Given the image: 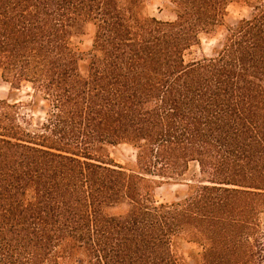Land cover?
Masks as SVG:
<instances>
[{"label":"trees","instance_id":"trees-1","mask_svg":"<svg viewBox=\"0 0 264 264\" xmlns=\"http://www.w3.org/2000/svg\"><path fill=\"white\" fill-rule=\"evenodd\" d=\"M147 1L0 0V264H264V0Z\"/></svg>","mask_w":264,"mask_h":264},{"label":"rangeland","instance_id":"rangeland-1","mask_svg":"<svg viewBox=\"0 0 264 264\" xmlns=\"http://www.w3.org/2000/svg\"><path fill=\"white\" fill-rule=\"evenodd\" d=\"M167 0H148L146 12L152 16L159 18H170L171 14L166 12L165 3ZM249 14V9L243 6L241 3H232L228 7V12L225 17V25L219 27L214 33L213 38L203 39V46L200 49H195L194 56H201L202 54H211L212 49L218 44L219 40L223 37L226 26L234 25L240 19ZM78 44L84 53V59L80 61V69L84 75L88 73V52L91 49L92 39L91 37L78 38ZM33 89L30 84H24L20 90L11 91V86L4 82L0 76V100L9 99L12 103L21 101L23 106L20 108V119L24 126L31 130H36L41 122L44 121L45 111L48 108L47 102H42L38 108L33 109L31 103L33 102ZM24 118L29 121V124L25 123ZM107 152L110 157L115 161L123 165L135 162V151L127 144H120L117 146H107ZM197 169L196 165H192L189 176H191ZM181 185H167L158 189L156 197L158 200L169 199L172 197V193L180 188ZM126 206H120L116 209V212H123ZM188 247L198 250V246L194 244L188 245ZM194 264V262H191Z\"/></svg>","mask_w":264,"mask_h":264}]
</instances>
